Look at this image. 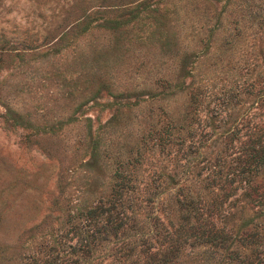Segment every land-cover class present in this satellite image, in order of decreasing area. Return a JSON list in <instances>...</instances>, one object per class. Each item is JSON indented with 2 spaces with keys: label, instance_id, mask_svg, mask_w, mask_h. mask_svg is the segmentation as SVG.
<instances>
[{
  "label": "rangeland",
  "instance_id": "1",
  "mask_svg": "<svg viewBox=\"0 0 264 264\" xmlns=\"http://www.w3.org/2000/svg\"><path fill=\"white\" fill-rule=\"evenodd\" d=\"M263 14L264 0H0V264H25L82 225L117 162L140 151L119 168L147 181L189 158L183 186L227 172L239 186L247 144H264ZM165 122L189 123V157L159 152ZM96 132L99 160L87 146ZM254 179L264 184V165ZM242 190L224 202L230 225L241 205L257 207ZM103 245L75 264H117ZM185 251L182 264L218 260Z\"/></svg>",
  "mask_w": 264,
  "mask_h": 264
},
{
  "label": "trees",
  "instance_id": "2",
  "mask_svg": "<svg viewBox=\"0 0 264 264\" xmlns=\"http://www.w3.org/2000/svg\"><path fill=\"white\" fill-rule=\"evenodd\" d=\"M170 82L163 78L165 87ZM155 134L157 141L154 144L159 152L166 151L170 158H175L170 150L173 145H179L178 150L181 149L186 157L193 151L189 123L165 122ZM101 138L96 132L90 135L87 143L97 160L104 156ZM246 149L239 169V186L243 189L242 196H248L250 203L257 201V207L241 205L237 217L242 219L240 223L228 224L234 212L229 216L224 212L227 196L239 188L227 178L228 172L212 174L206 179V184L202 185L205 192L194 190L190 185L179 183L178 176L188 175L189 158H186L184 164L180 163V169L176 167L178 165H173L171 170L164 166L165 169L144 181L132 170L119 168L140 164V151L117 162L119 167L111 173L110 188L101 191L93 204L82 208L85 213L82 225L72 224L67 232L57 233L52 241L43 242L36 251L26 252L23 255L25 264L79 263L93 255L92 258L96 257L95 251L103 244L113 246L110 255L117 264H182L180 258L191 253L185 251L186 246L202 247V252L210 259L217 255L218 260L211 264H264V213L258 215V207L264 202V184H256L254 179L264 165V144L254 139ZM169 183L172 191L165 187ZM178 183L175 188L173 184ZM208 195L211 196L209 199ZM249 209L254 216L244 218L243 213ZM215 216L221 220H215ZM39 226L40 223L33 228ZM70 232L77 237L74 243L70 241L72 234L68 236Z\"/></svg>",
  "mask_w": 264,
  "mask_h": 264
}]
</instances>
